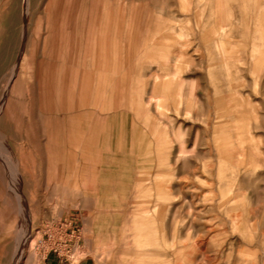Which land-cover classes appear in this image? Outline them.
<instances>
[{
	"label": "rangeland",
	"instance_id": "1",
	"mask_svg": "<svg viewBox=\"0 0 264 264\" xmlns=\"http://www.w3.org/2000/svg\"><path fill=\"white\" fill-rule=\"evenodd\" d=\"M28 230L40 264H264V0H0V264Z\"/></svg>",
	"mask_w": 264,
	"mask_h": 264
},
{
	"label": "bare ground",
	"instance_id": "2",
	"mask_svg": "<svg viewBox=\"0 0 264 264\" xmlns=\"http://www.w3.org/2000/svg\"><path fill=\"white\" fill-rule=\"evenodd\" d=\"M49 139V137H48ZM46 146V145H45ZM32 233L28 230V232L25 233V235L22 236L19 246L18 255L16 257V260L14 264H20L23 261L24 256L28 253L29 257L32 259V263L34 264H40V256L36 251L34 250V244L36 243L35 239H32ZM29 244V245H28ZM29 246V251H26V248ZM43 263V262H42Z\"/></svg>",
	"mask_w": 264,
	"mask_h": 264
}]
</instances>
